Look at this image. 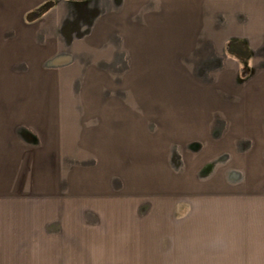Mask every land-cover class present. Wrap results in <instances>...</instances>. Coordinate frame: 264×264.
<instances>
[{
    "label": "crops",
    "instance_id": "1",
    "mask_svg": "<svg viewBox=\"0 0 264 264\" xmlns=\"http://www.w3.org/2000/svg\"><path fill=\"white\" fill-rule=\"evenodd\" d=\"M81 59L133 83L77 98ZM181 154L264 191V0H0V264H102L121 195L169 191Z\"/></svg>",
    "mask_w": 264,
    "mask_h": 264
},
{
    "label": "rangeland",
    "instance_id": "2",
    "mask_svg": "<svg viewBox=\"0 0 264 264\" xmlns=\"http://www.w3.org/2000/svg\"><path fill=\"white\" fill-rule=\"evenodd\" d=\"M231 46L232 44L228 48L229 51H233ZM60 62H64V59H60ZM79 62L82 65L80 71L83 76L73 72L67 75L62 74L60 77V84L77 85L75 88L71 86L77 98L85 91V87L81 85H99L93 89V94L104 98V94L114 93L105 90L102 85H113L118 79L121 82L122 78L125 85L133 83L132 75L126 74L119 78L116 63L113 66L114 63L103 60V63L97 64L99 62L97 60L95 66H100L101 71V75H97L95 70H91L86 65L87 62L84 59ZM101 67L104 68L101 69ZM131 71V68L125 69L126 73ZM130 94L131 92H126L128 95L126 98H129ZM198 143L199 141L196 140L191 141L194 145ZM177 157L176 171L173 173L174 176L171 175L173 182L170 183L169 191L153 186L148 193H138V189L132 188L121 195L124 202L117 205L121 207L119 212L130 219L124 229L119 228L123 233L118 242L120 250L109 251L108 259L101 263L264 264V248H262L264 238L260 235L262 239L258 242L262 244H258L252 233L255 231L252 229L258 227L257 222L260 223V229L264 228L262 188L234 187L231 184L233 181L226 179L225 171L222 173L217 171L219 169H216L214 164L215 157L193 154L190 156L181 154ZM221 176L225 180H221ZM228 177L232 179V175ZM97 197L92 195L90 198L96 201ZM258 209H260L259 214ZM157 223L161 224L163 231L154 229ZM242 228L243 231L240 232ZM136 229L138 231H134ZM247 231L250 235L246 234ZM134 232H138V245L133 243ZM183 232L190 233L189 237L187 235L186 238L182 237ZM171 233H175V244ZM231 240L234 241L231 247L235 250L226 246ZM172 245L175 247L174 252L157 250H160V247L167 248ZM227 248L229 249L227 255H233L236 260L234 258L216 259L215 252Z\"/></svg>",
    "mask_w": 264,
    "mask_h": 264
},
{
    "label": "trees",
    "instance_id": "3",
    "mask_svg": "<svg viewBox=\"0 0 264 264\" xmlns=\"http://www.w3.org/2000/svg\"><path fill=\"white\" fill-rule=\"evenodd\" d=\"M43 8H38L33 14L36 15H40L43 12Z\"/></svg>",
    "mask_w": 264,
    "mask_h": 264
}]
</instances>
